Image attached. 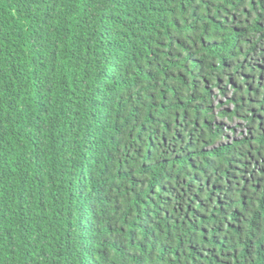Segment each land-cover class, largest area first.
<instances>
[{
    "label": "trees",
    "instance_id": "16d2710c",
    "mask_svg": "<svg viewBox=\"0 0 264 264\" xmlns=\"http://www.w3.org/2000/svg\"><path fill=\"white\" fill-rule=\"evenodd\" d=\"M0 264H264V0H0Z\"/></svg>",
    "mask_w": 264,
    "mask_h": 264
}]
</instances>
